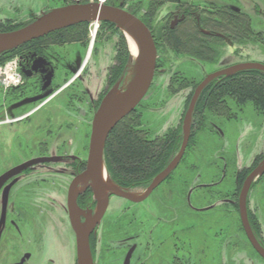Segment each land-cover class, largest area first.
<instances>
[{"label":"flooded vegetation","instance_id":"1","mask_svg":"<svg viewBox=\"0 0 264 264\" xmlns=\"http://www.w3.org/2000/svg\"><path fill=\"white\" fill-rule=\"evenodd\" d=\"M163 1L170 28L187 14L198 24L202 14L197 4ZM115 2L121 6V0ZM85 42L86 35L64 36L55 43L29 44L17 55L20 79L8 89L5 103L0 101V123L25 119L41 139L38 146H27L33 153L21 161L3 164L0 153V264H61L59 247L69 239L67 230L74 238L73 264H78L70 193L79 210L76 222L101 211L88 236L91 264H264L259 252L264 253V151L251 157L253 144L239 147L234 138L228 151L222 145L193 147L190 159L186 145L176 166L148 194L144 192L153 178L145 186L117 185L133 198L111 191L101 170L93 179L83 177L93 116L109 89L116 83L121 87V61L105 66L99 58L89 62L93 46L88 53ZM67 44L73 49L48 50ZM33 117L36 121H28ZM214 118H208L207 126L213 128L208 132L217 133L215 138L227 139L228 128L236 133L235 117ZM79 123L85 124L88 137L84 157L78 155L75 140ZM229 151L233 165L223 155ZM196 157L200 163L194 171ZM215 157L222 161L220 169ZM229 167L233 170L223 190ZM112 201L118 211L111 214Z\"/></svg>","mask_w":264,"mask_h":264},{"label":"trees","instance_id":"2","mask_svg":"<svg viewBox=\"0 0 264 264\" xmlns=\"http://www.w3.org/2000/svg\"><path fill=\"white\" fill-rule=\"evenodd\" d=\"M163 0H123L121 7L128 12L139 17L149 28L155 42L156 50L160 51V46L166 44L171 50L196 59L201 62H215L218 47L224 43L225 39L237 44L256 41L257 35L251 28V18L243 12L240 7L234 5L230 8L227 5H213L211 12L215 16L200 15L199 22L196 24L190 14L178 23L174 28H170L167 21L157 22V11ZM107 4L118 5L114 0H107ZM217 17V18H216ZM103 27L114 28L115 25L108 22H102ZM17 29V27H6L5 31ZM116 30H118L116 28ZM87 34V22L78 23L67 28L56 30L45 36L24 43L17 48L0 53V65L4 64L10 58L20 55V53L29 45L35 42L55 43L64 36L75 38ZM259 36V32H258ZM47 37H55L47 39ZM117 60L121 61V77L124 75L125 66L129 60L125 39L121 37L119 52L116 55ZM264 64V63H263ZM180 77L175 76L176 80ZM202 80V79H201ZM200 80V81H201ZM199 81V82H200ZM199 82H190L191 89L186 102L185 110L192 97L194 88ZM252 104L262 112L264 111V72L257 69H248L236 72L230 76H219L214 78L200 92L195 103L192 118L190 136L187 142V148L193 143L195 128L201 133H207L213 130L207 126L208 118L211 114L233 118L238 117L237 109L242 110L246 104ZM141 115L137 111V106L124 118H122L109 132L104 145V161L108 175L111 180L123 188H132L147 185L151 179L157 175L170 162L177 152L182 136L181 126L175 129H169L167 132L156 137L151 136V132L142 126ZM238 125V124H237ZM232 131V130H231ZM233 133V132H232ZM231 133V134H232ZM214 134V136H213ZM211 133L217 145H222L224 149L229 147L230 138H215V131ZM237 139L239 146V135L233 134ZM196 146V145H195ZM241 147V146H239ZM228 151V150H227ZM223 152V151H222ZM223 154L225 157H231L232 154ZM214 162L220 169L221 162L215 157ZM194 163L197 169L200 163L198 157ZM233 167L227 170L228 175L222 182V189H227V181L230 179L229 172Z\"/></svg>","mask_w":264,"mask_h":264},{"label":"rangeland","instance_id":"3","mask_svg":"<svg viewBox=\"0 0 264 264\" xmlns=\"http://www.w3.org/2000/svg\"><path fill=\"white\" fill-rule=\"evenodd\" d=\"M95 1L96 0H0V32L5 31V28L10 26L17 28L22 27V24H28L41 13L47 12L52 8L75 2L85 3ZM122 1L123 0H121V2ZM143 1L148 2L149 0ZM188 1L197 4L198 7H200L199 10L201 14L206 16H215L210 13L214 4L223 5L227 2L231 5L240 7V9L251 18V28L254 34L257 35L256 41L251 40L246 43L237 44L232 41L228 42L227 40H224L225 42L220 43L218 47L220 53L217 54L215 62H201L196 59H191L183 53L171 50L166 44H162L163 46H160L159 48L160 51L156 50V67L152 82L144 97L137 104V111L140 113L141 123H143L142 126L151 132L152 137L164 134L169 129H175L179 125L181 126L179 136H182L183 118L186 113L185 106L191 89L190 82L197 83L203 79L206 74L213 73L222 67L232 64L241 62L264 63V0ZM106 2L104 4H107ZM168 8L167 2H163L159 6L156 14L157 22L164 23L169 20ZM116 28L118 30H116ZM94 29L97 31L94 34V39L91 40V32L94 31ZM121 37L125 39L127 50L129 52V60L125 66L124 75L122 76L123 78L121 81V88L124 90L133 79L137 58L133 57L131 54L123 31L117 26L114 28L108 26L103 27L101 21H98L97 27L91 22H87V42H85L84 50L89 53L93 46L91 52L92 58L89 62L93 59L96 60L99 58V64H101V66H105L106 63L112 64L117 61L116 55L119 52ZM94 40V45H92ZM73 47L74 45L67 44L65 47H50L48 50H71ZM0 66H2V64ZM175 76L180 77L179 80H176ZM15 85L11 84L6 86L0 78V101L5 103V100L8 98L6 96L8 89ZM4 108L5 107L3 106V109ZM236 111L238 114V117L235 118L238 122L237 133L239 135V146H246L247 143H249V145H255L251 157L258 153H262L264 151V111L262 112L258 108H255L254 105L250 103L246 104L242 110L237 109ZM211 116L212 118L215 117L214 119L217 118L216 120L219 121V116L216 117L212 114ZM36 118L33 117V119L28 121H36ZM194 131L195 136L193 138L195 141L190 144L186 152L188 156L187 158L189 159V153L193 150V147H199V149H201L203 147L207 148L217 145L216 143L214 145V141H212L214 137L210 132L201 133L198 127L197 129L195 128ZM229 131L230 129L228 128L227 135L232 141L234 140V135L230 134ZM84 132L85 124L79 123L77 138H75V140L77 142V153L79 156L83 157L86 155L88 143L87 134ZM19 134L20 136H18ZM40 139L41 137L38 130L34 127L32 128V126H28V122H26L25 119L13 123H0L1 162L6 164L10 161H21L27 158L31 155L28 153H33V150L28 147L32 148L38 146V141ZM245 158H247V156ZM182 166L177 169L176 173L180 174L179 170L182 169ZM108 177L110 178L109 175ZM112 202L114 203L109 209L111 214L118 211V208H116L117 202ZM67 232L69 233L68 243H62L59 247L61 264H73L74 238L69 230H67Z\"/></svg>","mask_w":264,"mask_h":264},{"label":"water","instance_id":"4","mask_svg":"<svg viewBox=\"0 0 264 264\" xmlns=\"http://www.w3.org/2000/svg\"><path fill=\"white\" fill-rule=\"evenodd\" d=\"M91 21L108 22L119 27L121 30L122 28L129 30L137 40L138 52L136 56L137 64L135 73L128 87L123 90L121 87L119 89V83L113 85L101 100L93 116L88 166L83 177L92 176L93 179L94 176H98L101 170L108 178V182L112 184L111 191L127 198H133V195L129 191L120 188L108 177L104 161V145L112 128L136 107L146 94L152 82L156 67V47L151 32L144 22L121 6L100 4L98 2H75L43 12L22 27L0 32V53L17 48L24 43L45 36L56 30ZM130 59L132 60L131 57ZM248 69H257L264 72V64L259 62L232 64L226 68L207 74L197 84L183 118L180 148L166 167L153 177L144 194H148L162 179H164L183 155L190 136L192 112L202 89L216 77L230 76L236 72ZM122 78L123 77H121V81ZM256 173L257 172L252 173L245 181L243 193ZM73 198L70 193L68 206L70 221L76 232L77 262L78 264H91L88 236L96 219L99 218V213L101 211L93 217L88 215L85 222H76L75 215L79 210ZM102 203L103 200L101 201V204ZM259 252L264 256L262 251L259 250Z\"/></svg>","mask_w":264,"mask_h":264},{"label":"built area","instance_id":"5","mask_svg":"<svg viewBox=\"0 0 264 264\" xmlns=\"http://www.w3.org/2000/svg\"><path fill=\"white\" fill-rule=\"evenodd\" d=\"M96 2L104 4L106 0H96ZM91 23L96 27L98 25V21H92ZM18 62L19 57L15 56L0 66V78L6 86L11 84L15 85L19 81Z\"/></svg>","mask_w":264,"mask_h":264},{"label":"bare ground","instance_id":"6","mask_svg":"<svg viewBox=\"0 0 264 264\" xmlns=\"http://www.w3.org/2000/svg\"><path fill=\"white\" fill-rule=\"evenodd\" d=\"M96 31L97 30L94 29V31L91 32V40L94 39V34L96 33ZM122 31H123L126 39H127L128 48H129L131 54L133 55V57H136L137 52H138V43H137L135 36L129 30H127L125 28H122Z\"/></svg>","mask_w":264,"mask_h":264}]
</instances>
